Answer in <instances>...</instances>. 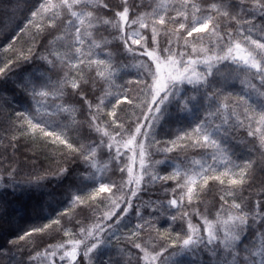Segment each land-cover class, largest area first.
<instances>
[{
	"label": "snow or ice",
	"instance_id": "6c2138e0",
	"mask_svg": "<svg viewBox=\"0 0 264 264\" xmlns=\"http://www.w3.org/2000/svg\"><path fill=\"white\" fill-rule=\"evenodd\" d=\"M143 8L149 10L139 11ZM102 10L111 15H101ZM256 12L264 18V0H252L251 9L245 0H236L235 5L233 0H120L115 7L107 0H39L26 27L34 29L33 40L51 36L37 57L47 68L21 75L19 86L29 106L16 116L22 134L62 151L51 171L36 173L27 183L37 189L42 182L79 183L69 207L56 219L19 236L22 241L58 226L70 237L30 256V264H93L111 248L113 239H119L121 222L133 211L143 221L127 235L140 253L137 264H184L185 259L192 264H264V200L249 207L242 195L254 162H236L240 158H233L229 143L240 127L247 128L248 136H258L264 147V25L257 28ZM221 21L227 23L222 26ZM114 41L126 59L111 51ZM16 55L17 60L0 67V77L18 61L31 62L36 53L29 48L27 54ZM224 65L243 74V93L225 95L217 86ZM130 68L136 70L135 77L118 86L117 79L131 75ZM116 87L119 91L112 90ZM126 105L138 109V115L132 113L134 119L121 115ZM168 122L179 127L161 147L157 129ZM192 149L199 150V158L168 155ZM98 154L107 160L101 163ZM156 154L164 159L153 160ZM160 166L171 171L161 175ZM81 167L83 171L77 172ZM114 170L121 174L120 182H105L106 174ZM168 181L175 183L172 198L157 202V211L165 204L180 210L200 201L209 181L218 182L223 192L214 214L207 208L203 213L181 212L186 234L175 239L154 229V222L145 220L133 203L145 185ZM86 190V195L79 194ZM79 205L99 213L95 221L76 233L63 229L61 217ZM192 215L199 223L192 222ZM176 219L164 216L163 222ZM146 229L155 235L138 242ZM205 253L207 261L202 259ZM100 264L120 261L108 257Z\"/></svg>",
	"mask_w": 264,
	"mask_h": 264
},
{
	"label": "trees",
	"instance_id": "16d2710c",
	"mask_svg": "<svg viewBox=\"0 0 264 264\" xmlns=\"http://www.w3.org/2000/svg\"><path fill=\"white\" fill-rule=\"evenodd\" d=\"M39 0H0V67L8 63L9 60H17L16 53L32 48L36 56L32 61L25 63L18 61L15 66L8 71L7 75L0 77V249L3 254L0 255V264H30L29 257L34 256L36 252H41L49 245L64 242L70 237H65L64 232L59 230L58 226L43 233H34L24 240H18L19 236L29 231L31 228L43 227L56 219L58 214L69 207V200L75 193L78 181H65L63 184H57L56 181L42 182L43 187L35 188L27 182L36 173H42L44 170L51 171L56 166V161L60 157L61 148L54 147L50 143H46L39 138H31L22 134L18 127L16 113L24 112L29 106V100L24 91L19 86L21 75H27L33 71L44 72L47 66L43 61L39 60L38 55L42 54L43 45L46 44L50 35L36 36L33 40L34 29L26 27L30 17V12L34 10ZM107 2L115 7L120 0H107ZM211 2V0H209ZM236 0H233L235 5ZM252 0H245V7L251 9ZM148 8L139 9V11H147ZM101 15H111V13L101 11ZM246 19L250 18L245 16ZM221 25L227 21H221ZM255 23L257 28L264 25V18L259 12L255 13ZM21 29L24 31L21 32ZM108 36V33H103ZM111 39V37H108ZM209 40L208 36L204 37L205 44ZM38 41V42H37ZM162 45L164 41H161ZM11 45V48H8ZM111 51L117 54L118 59H126L119 54L122 46L118 41H114L110 46ZM131 63L132 61H128ZM203 71V68L200 69ZM135 69H128L131 75H124L123 80L117 79L116 84L119 86L130 78L135 77ZM222 76H219L218 87L222 88L225 95L228 93H243L246 86L241 84L244 79L243 74L237 75L232 69L224 65L221 67ZM49 75H52L49 73ZM53 79L56 76L53 75ZM226 81V82H225ZM260 87L257 81H253ZM113 91H119V88H113ZM99 95V93H97ZM132 96L136 95L133 91ZM131 98V97H130ZM76 103L77 101L71 100ZM124 112L127 113V119H134L132 113L135 111L139 114L138 109L132 106H123ZM78 119L83 120V115H78ZM179 125L168 122L161 128L157 129L156 139L161 141V147L165 141L172 140L175 136L176 129ZM247 128L237 127L229 138V143L234 152V159L239 157L236 162L242 163L243 160H251L254 162L250 183L245 186L242 195L252 207L256 200H264V147L261 146L259 137H250L247 134ZM13 137H16L13 140ZM92 138H95L94 136ZM15 145V147H13ZM155 151V148L153 149ZM187 154L189 157L199 158V150L192 149L185 152H173L168 154L175 158L177 155L183 157ZM98 159L103 163L107 160L106 155H99ZM164 159L162 154L153 156V160ZM13 169L15 171H13ZM83 168H77V172H82ZM158 171L161 175H166L171 171L170 167L160 166ZM11 172V175L9 173ZM105 182L115 181L117 183L122 179L118 171L108 172ZM91 185H89V188ZM175 187L173 181L167 184L156 182L155 184L145 185L140 191L138 198L133 200L134 205L140 208L145 220L151 219L154 222V229L158 228L165 237L175 239L177 234L181 237L186 234V220L180 218V213L187 211L192 213L195 209L204 212L207 208L211 214H214L221 203L219 197L223 195L221 186L216 181H209L208 186L201 194L200 201L194 202L192 205H185L180 210L168 209L167 205L163 208L158 207L157 202L166 201L172 198L171 188ZM165 188L169 189L166 193ZM86 195L85 192L79 193ZM179 195V192L176 193ZM231 202V201H230ZM106 203V202H105ZM100 209H104V204L99 205ZM92 207L88 205L76 206L74 210H70L68 215L61 217L60 224L63 229H71L73 233L79 231L81 226L91 224L95 221V215ZM176 215V221L169 220L168 223L163 222L164 216ZM211 218V215H210ZM192 222L199 223V218L195 215L191 216ZM135 212L130 213L129 217L121 222L120 229L116 236L119 239L112 240V246L106 249L100 257L94 259L93 264H100L101 260L111 257L113 261H120V264H137L136 257L140 255L139 251L132 247V242L127 239L130 230H134L136 223H142ZM149 235H155V231L145 230L142 233L143 239L138 241L143 243ZM80 238V237H75ZM10 241H18L13 244ZM170 242V240L168 241ZM121 249H124L121 252ZM204 261L208 260L207 254L202 255ZM31 264H40L39 261H33ZM184 264H192V261L185 259Z\"/></svg>",
	"mask_w": 264,
	"mask_h": 264
}]
</instances>
